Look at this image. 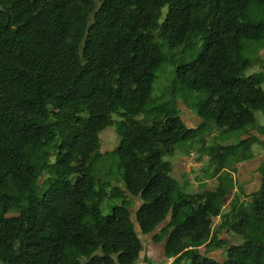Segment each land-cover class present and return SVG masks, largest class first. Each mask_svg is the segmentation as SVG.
Here are the masks:
<instances>
[{
  "label": "trees",
  "instance_id": "16d2710c",
  "mask_svg": "<svg viewBox=\"0 0 264 264\" xmlns=\"http://www.w3.org/2000/svg\"><path fill=\"white\" fill-rule=\"evenodd\" d=\"M253 44L264 46V0H0V264H136L151 242L169 264H264V159L258 190L240 185L225 210L218 190L173 201L165 159L197 142L208 177L234 188V165L264 146ZM165 63L200 124L178 103L150 105ZM108 126L120 175L93 184Z\"/></svg>",
  "mask_w": 264,
  "mask_h": 264
},
{
  "label": "rangeland",
  "instance_id": "374dc122",
  "mask_svg": "<svg viewBox=\"0 0 264 264\" xmlns=\"http://www.w3.org/2000/svg\"><path fill=\"white\" fill-rule=\"evenodd\" d=\"M166 10L167 9L165 7L163 9V14L166 13ZM200 43L201 42H199V44L196 47H194L192 51H189V52L187 51V53L185 52L183 57H182V59L180 60V63H184V62L189 63V62H191L193 60V58H195L197 56L198 52L200 51V48H199L200 47ZM249 46H251V48L248 49V53L250 55H253L254 53H256V55L259 58L258 60H255L254 65L251 68L249 73H255V72H259V71L264 72V46L263 45H259V44H253V45H249ZM165 50H166V52H169V51H167L168 50L167 47L165 48ZM173 52H174V54L176 56L178 55V53L180 54L179 49H175ZM166 64L167 63L163 64L161 66V68L158 70L157 74H156L157 78H156V80L154 82V90H153V93H152V96H151L150 105H159V104L165 103V102H169L171 104L172 103H174V104L178 103L177 105L181 106L184 109L185 107L183 106L181 101H184L186 105H189V104H191V101L192 102L194 101V98H193L194 96L191 95V97L190 98L188 97V99H186V100L181 97L182 84L179 81L173 79V75L171 73L172 66L169 65V64L168 65H166ZM170 85L173 87L174 93H176L177 96H174L173 94H171ZM263 88H264V84H263ZM190 110L194 111V108H190ZM188 113H189V111H186V109H185L183 111L182 116L184 117V119L188 123L191 124V120H187V117L190 115ZM193 114H195L194 117H196V119H197L199 117H203L204 116V111L201 108H199V109H197L196 113H193ZM256 117H257V120L259 119L260 123H264V114H260V112H256ZM114 118L117 119L118 118L117 115H114ZM218 130H220V129H218ZM115 131L116 130H115L114 126H108L107 128H105L100 133V152L102 153L103 156H102L101 160L97 163V165L95 167L96 174L94 175V177L91 178V182L93 184H96V180L99 177L106 178L105 173L106 174H110V176H112L111 174H113V178L110 181H112L111 182L112 184H115L114 182H116L115 180H117L118 178L115 179L116 177H114V176L120 175L119 174L120 170L118 169L119 167H118L117 155L112 154V151L117 148L118 143H119V137H118V135H117V133ZM212 134H209V135L205 136V139L207 140L208 143H212V137L214 135V134L213 135ZM223 135H225L226 137L229 136L227 134H223ZM230 137L232 138L233 136L230 135ZM235 137H236V135H235ZM179 146H180V144H179ZM181 146H185V144H182ZM192 146H194L195 148L192 147ZM192 146L188 145V147H190V148H188V151H189V149L192 150L190 155H187V153L182 151V153L184 155H187L188 158L190 159L189 162L186 161L184 164H185L186 167L190 166V167H194L195 169H199V170L198 171L193 170L194 172H198V174L194 178L193 183H191L190 185L184 187V190L187 193L195 194V193L202 192L203 190L206 189V182H204V181L207 179L208 175L206 174V172L205 173L203 172L205 167L203 169H201L202 168L201 167L202 164H201L200 161H198L196 159L197 154H196V152H194V151H197L199 153V156H201L200 155L201 154L200 153V149H199L200 144H197V145L195 144V145H192ZM255 146H257L258 149L261 148V146L259 144H256ZM180 150H182V149H180ZM188 151L186 149V152H188ZM175 152H176L175 155H174L175 157L171 158L172 161L180 160L181 159L180 155H183L181 153H178L179 149L177 151L175 150ZM254 152H256V151H254ZM165 158L167 159L168 156H166ZM200 158L201 157H199L198 159H200ZM205 158H208V157L206 156ZM52 160H53V158H52ZM32 163L34 165H41L43 163V159H42L41 156H36L32 160ZM180 164H181V162H180ZM180 171H182V168H181ZM236 184L238 186L240 183L237 181ZM194 185H196L195 188L191 187V186H194ZM238 191H239V189H238ZM236 192H237V190L234 193H236ZM180 195H181V191L180 190L175 192L172 195V200L175 201V202L178 201V199L180 198ZM228 195L230 196V194H228ZM229 199H230V197H229ZM229 199H228V201H229ZM241 199H243V196H241ZM225 201L228 203L227 200H225ZM227 203L224 206V210L228 206ZM105 212H109V210H106ZM16 214H17L16 212L9 213V215H16ZM218 219H219V217L215 218L213 220V225L214 224H215V226L217 225ZM87 233L90 236H92V237L96 236V231L92 227H88L87 228ZM225 233L227 235L226 237L228 238L229 244H233V243L236 244L239 241H241V239L238 238V236L236 234L228 232V231L226 232V230H225ZM199 251L201 253H210L211 251L214 252L213 250H209V252H208V250H206V248L204 246L200 247ZM147 254L150 255V253H147ZM224 255H225V250L220 252V254L218 255V259L221 260V257L223 259ZM259 255H260L259 252H255L254 253V257L255 258H257ZM146 257H148V256H146ZM168 263H166V261H162V259L161 260L151 259L150 262L147 261V260H144L143 252H141L140 253V261H138L136 264H168Z\"/></svg>",
  "mask_w": 264,
  "mask_h": 264
},
{
  "label": "crops",
  "instance_id": "0c3cea01",
  "mask_svg": "<svg viewBox=\"0 0 264 264\" xmlns=\"http://www.w3.org/2000/svg\"><path fill=\"white\" fill-rule=\"evenodd\" d=\"M185 109H186V111H189L188 114L191 115V116L189 115L187 117V120H191V124L188 123L185 120L187 125H189L191 127H194L197 124H200V122H201L203 117H199V118L196 119V117H194L195 114H193V113H196L195 111H192V110H190V109H188L186 107L183 110H185ZM220 132H221V130H218V129L216 130L215 129L213 134L214 135H219ZM195 144L197 145L198 143L196 142L193 145H195ZM192 147H194V146H192ZM188 148H190V147H188L186 145L185 146H181V145L179 146L178 145L175 150L177 151L179 149L178 153L183 154L182 153V151H183V152L187 153V155H190L192 150L189 149V151H188ZM180 149H182V150H180ZM186 149H187L188 152H186ZM253 150L256 151V152H254L255 156L252 159H249V160H246V161H243V162L235 164L234 165V168H235L234 171L230 172L231 176L234 179V183H235L234 188L231 191H229L228 193L226 192L227 191V185L224 182L220 183L218 178H217V176L207 177V179L204 181V182H206V189L205 190H218V191H220L222 193H226L227 196H226L225 200L228 201V199L230 197V199L228 201V204H229L230 200H232L234 195L238 192V187L240 185L243 187L244 193L246 195L251 194L252 192H255L256 190H258L259 182H260V174L258 172V167L261 164V161L264 159V146H261L260 149H258L257 146H254ZM194 152H196V154H197L196 159L198 161H200L201 164H202V166H201L202 168L201 169H203L205 167V169L203 171L205 173V170L208 168V166H207L208 159L205 158L207 156V154H204L205 156H203L200 159H198L199 158V153L197 151H194ZM175 153L173 155H171V156H168V158L167 159L165 158V159L171 163V168L172 169H171L170 175L177 181V183H178V185L180 187V191L183 190V192H185L184 187H186V186L190 185L191 183H193L194 178L198 174V172H194L193 170L198 171L199 169H195L194 167H190V166L186 167L184 163L186 161L189 162L190 159L188 158L187 155H184V154L180 155V158H181L180 160L172 161L171 158L175 157L174 156ZM180 162H181V164H180ZM181 168H182V171H180ZM226 170L227 169H224V171H226ZM236 180L240 183L238 186L236 184L237 183ZM191 187L195 188L196 185L191 186ZM205 190H203V191H205ZM236 190H237V192L234 193ZM188 194H190V193H188ZM228 194H230V196ZM225 203H227V202L225 201ZM218 222H219V219H218ZM214 226H215V224H214ZM149 239H150V237H149ZM213 251L214 252L211 251L210 253H208V255L218 259V255L223 250L222 249H215ZM147 253H150V255H148ZM162 253H163L162 252V246L159 245V244H155V243L151 242L149 247L145 251H143V256L146 254L150 258V260L151 259H158V260L162 259V261H166V263H168V262L170 263L171 259L167 260V259L163 258ZM150 260H149V262H150Z\"/></svg>",
  "mask_w": 264,
  "mask_h": 264
},
{
  "label": "clouds",
  "instance_id": "9594fccd",
  "mask_svg": "<svg viewBox=\"0 0 264 264\" xmlns=\"http://www.w3.org/2000/svg\"><path fill=\"white\" fill-rule=\"evenodd\" d=\"M208 159V158H207ZM167 260H170V259H167Z\"/></svg>",
  "mask_w": 264,
  "mask_h": 264
}]
</instances>
